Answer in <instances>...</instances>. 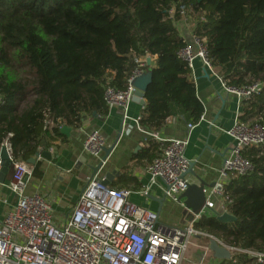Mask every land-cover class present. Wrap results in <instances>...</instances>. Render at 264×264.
<instances>
[{
	"label": "trees",
	"instance_id": "obj_1",
	"mask_svg": "<svg viewBox=\"0 0 264 264\" xmlns=\"http://www.w3.org/2000/svg\"><path fill=\"white\" fill-rule=\"evenodd\" d=\"M184 11L228 86L264 85V0H0V147L12 133L15 157L29 161L50 138L47 121H79L104 106L107 82L124 89L136 57H157L140 126L159 131L174 116L199 122L204 105L178 56ZM242 102L264 124V87ZM53 130L60 135V126ZM248 151L254 171L232 176L226 187L227 210L237 220L222 223L208 212L194 226L237 250L264 254V153ZM220 264L261 263L231 251Z\"/></svg>",
	"mask_w": 264,
	"mask_h": 264
},
{
	"label": "built area",
	"instance_id": "obj_2",
	"mask_svg": "<svg viewBox=\"0 0 264 264\" xmlns=\"http://www.w3.org/2000/svg\"><path fill=\"white\" fill-rule=\"evenodd\" d=\"M182 17L186 22L185 11ZM178 56L191 70L194 62L200 60L208 72L220 79L224 90L237 96L241 102L250 100L264 87L260 82L241 89L228 86L215 70L206 38L196 34L191 27ZM148 59L135 58L137 68L124 89L108 84L104 90L105 105L123 114V129L132 120L140 126L141 118L132 119L129 109L137 91L134 81L148 70ZM3 103L0 94V107ZM47 124L53 125L52 122ZM193 128V124H188L190 131ZM227 133L233 139V145L218 170L214 187L207 193L203 211L195 215V221L185 228L162 225L157 213L131 202L133 191L114 189L106 184L99 176L100 170L89 178L72 213L64 222H56L47 199L39 192H27L32 168L28 162L15 157L11 141L13 134L9 133L1 144L0 152L2 148L6 149L12 173L10 181L2 187L16 197L17 203L0 220V264H182L192 239L202 234L194 224L213 208L211 200L220 198L223 212H228L227 205L231 201L226 187L231 177L246 176L254 171V165L245 152L258 149L264 153V124L245 122L238 116ZM158 140L163 151L147 167L149 183L140 194L148 198L153 189H159L165 198L185 207L180 197L189 185L184 178L191 165L185 155L189 139ZM83 148L91 157L103 161L107 142L95 130L87 135ZM103 163L105 165L106 161ZM2 166L0 158V170ZM206 236L216 239L231 251L247 254L257 263H264V254L237 250L213 236Z\"/></svg>",
	"mask_w": 264,
	"mask_h": 264
},
{
	"label": "crops",
	"instance_id": "obj_3",
	"mask_svg": "<svg viewBox=\"0 0 264 264\" xmlns=\"http://www.w3.org/2000/svg\"><path fill=\"white\" fill-rule=\"evenodd\" d=\"M177 26L181 35L188 38L189 23L180 21ZM148 58L151 60L148 69L151 70L156 66L157 57ZM192 80L204 105V114L199 122L193 123L194 128L191 131L188 129L189 122L179 116L169 118L159 131L138 127L133 120L123 129L121 111L109 109L105 105L82 115L79 121L72 117L69 120L60 119L57 123L54 120L47 121L53 123V125L46 123L50 138L44 140L45 146L40 145L37 152L27 161L29 163L32 159L36 160L34 164L29 163L32 176L28 180L27 192H39L43 195L51 205L54 220L58 223L64 222L72 213L89 178L95 175L94 168L102 162L85 153L83 148L87 135L97 130L106 139L107 148L113 147L104 167L100 169V173L98 172L99 176L105 178L109 175L108 185L111 188L133 191L131 202L157 214L160 212L159 220L162 225L185 227L180 224L186 208L165 198L159 189H153L148 198L140 194L143 187L149 183L147 167L163 151V145L158 138L189 139L185 155L191 161L193 171L201 174L203 180L211 186L215 185L218 170L233 145V139L227 132L233 127L235 119L239 116L242 121L257 123L256 112L252 108L246 112L248 104L226 92L220 79L208 72L200 60L194 62ZM144 101L145 104L136 100L131 103L129 116L132 119L142 118L146 106V100ZM32 106L31 102L26 109ZM23 112L20 111L18 115L22 116ZM18 124L16 121V125ZM57 126H60V135L54 133L53 129ZM64 127L69 130L62 132ZM44 152L50 153L52 158L44 157L42 155ZM245 153L250 156L253 152ZM11 173L10 169L6 182L10 181ZM186 179L189 183L198 182L191 173ZM212 188L207 189V193ZM220 200L218 197L211 200L212 209L222 213ZM16 203V197L0 184V220L14 209ZM208 212L212 213L210 210ZM193 239L182 264H220V260L208 250L207 243Z\"/></svg>",
	"mask_w": 264,
	"mask_h": 264
},
{
	"label": "water",
	"instance_id": "obj_4",
	"mask_svg": "<svg viewBox=\"0 0 264 264\" xmlns=\"http://www.w3.org/2000/svg\"><path fill=\"white\" fill-rule=\"evenodd\" d=\"M148 66H150L151 60L148 59L147 61ZM152 82V71L148 69L141 77L137 78L134 81V86L137 89L135 93L134 100L141 102L142 104H145V93L148 89V86ZM66 130H69L68 128L64 127L62 129V132H65ZM121 136V131H120ZM119 136V137H120ZM113 151V147L106 148L105 149V155L103 157V161L97 166V168H94V173L96 174L101 168H103V162L107 161L109 155ZM39 154V153H38ZM37 154V155H38ZM44 157H47L48 159H51L52 156L48 152L42 153ZM40 156V154H39ZM0 158L3 162L2 169L0 170V184H4L6 182L7 176L10 172L11 165L9 161L8 154L6 152L5 148L1 149L0 152ZM36 162L35 159H32L29 163L34 164ZM191 173L195 176L197 179V183H189L188 189L181 195L180 199L183 201L185 207L190 210L194 215H199L207 202V189L212 188L214 185H208L204 180L201 174H197L193 171V165L191 163L189 171L184 175V178ZM110 178L109 175L104 178V182L108 184ZM210 211L217 217L218 221L222 223H232L235 222L237 219L232 214L228 212H222L219 213L218 211H215L213 209H210ZM160 212H158L159 216ZM223 245H221L216 239H211L210 248L214 254V257L216 259H225L229 258L230 256H226V254L223 251ZM227 248V247H226ZM229 249V248H228ZM230 250V249H229Z\"/></svg>",
	"mask_w": 264,
	"mask_h": 264
},
{
	"label": "rangeland",
	"instance_id": "obj_5",
	"mask_svg": "<svg viewBox=\"0 0 264 264\" xmlns=\"http://www.w3.org/2000/svg\"><path fill=\"white\" fill-rule=\"evenodd\" d=\"M23 106L26 107V105H23ZM183 208H186V207H183ZM188 211H190V210H188L186 208V211H184V213H183L184 214L183 215V221H181V224H180V225L185 226V227H188L193 221H195V215L192 213H189ZM174 227H178V226H174ZM185 227H180V228H185ZM201 233L202 234L195 236L193 240H196L197 242L204 241L205 243H207L208 250L212 252V250L210 248L211 239L208 236H205L206 234L204 232H201ZM223 244L226 246H229L226 243H223ZM222 249H223L224 253L226 254V256H231V251L228 248L223 247ZM233 252H237V251H233Z\"/></svg>",
	"mask_w": 264,
	"mask_h": 264
}]
</instances>
